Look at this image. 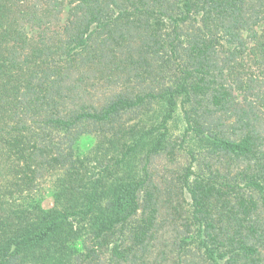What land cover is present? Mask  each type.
<instances>
[{
	"label": "trees",
	"instance_id": "trees-1",
	"mask_svg": "<svg viewBox=\"0 0 264 264\" xmlns=\"http://www.w3.org/2000/svg\"><path fill=\"white\" fill-rule=\"evenodd\" d=\"M0 264H264V0H0Z\"/></svg>",
	"mask_w": 264,
	"mask_h": 264
},
{
	"label": "rangeland",
	"instance_id": "rangeland-1",
	"mask_svg": "<svg viewBox=\"0 0 264 264\" xmlns=\"http://www.w3.org/2000/svg\"><path fill=\"white\" fill-rule=\"evenodd\" d=\"M66 16H67V13L65 12L62 16V18L65 20L66 19ZM104 83V81L102 82ZM164 160L162 159H158L156 160V163L154 164V167L159 170H164ZM47 187H48V184H47ZM45 205L46 206H51L52 205V202H51V199L50 198H47V200L45 201Z\"/></svg>",
	"mask_w": 264,
	"mask_h": 264
}]
</instances>
